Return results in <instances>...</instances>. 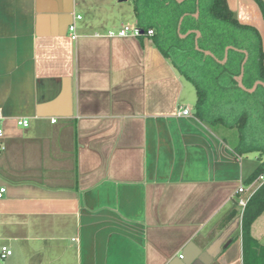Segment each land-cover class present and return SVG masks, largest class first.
I'll use <instances>...</instances> for the list:
<instances>
[{
  "label": "crops",
  "instance_id": "1",
  "mask_svg": "<svg viewBox=\"0 0 264 264\" xmlns=\"http://www.w3.org/2000/svg\"><path fill=\"white\" fill-rule=\"evenodd\" d=\"M226 2L264 51L255 1ZM81 3L0 0L3 264H229L216 249L226 240L241 264L240 219L223 222L264 152L246 174L236 128L195 116L188 80L152 39L107 36L121 24L89 26ZM187 14L178 37L217 60L199 29L180 31Z\"/></svg>",
  "mask_w": 264,
  "mask_h": 264
},
{
  "label": "trees",
  "instance_id": "2",
  "mask_svg": "<svg viewBox=\"0 0 264 264\" xmlns=\"http://www.w3.org/2000/svg\"><path fill=\"white\" fill-rule=\"evenodd\" d=\"M135 25L149 36L164 57L187 79L195 90L194 114L201 121L220 123L234 127L238 139L234 145L236 154L251 151L264 152V87L247 93L241 90L234 79L241 70L246 50L247 59L243 66L242 83L249 88L256 80L264 82V51L259 31L251 25L240 23L226 0H198L199 16L195 11L196 0H131ZM264 22V2L254 0ZM180 31L197 28L201 32L198 46L210 50L217 60L194 48L192 35L180 39L176 29L181 15ZM148 37V36H147ZM226 46L233 48L227 50ZM264 158L253 172L242 180L249 184L263 171ZM239 198H233V206L224 218L226 226L239 217V233L233 239H240L241 264H264V244L251 235V225L264 211V183L248 198L244 207L238 205Z\"/></svg>",
  "mask_w": 264,
  "mask_h": 264
},
{
  "label": "rangeland",
  "instance_id": "3",
  "mask_svg": "<svg viewBox=\"0 0 264 264\" xmlns=\"http://www.w3.org/2000/svg\"><path fill=\"white\" fill-rule=\"evenodd\" d=\"M78 10L82 12L89 11L92 14V20L88 23L89 26H107V27H118L120 24L133 26V10L131 0H82ZM190 95L191 106L195 100V93L193 86L190 82L185 81ZM234 134V131L231 130ZM228 143H231L228 141ZM256 151L245 153L241 162L243 169L246 174L250 173L254 167L258 164ZM251 235L259 240L260 243L264 244V211L257 217V219L251 225ZM228 240L221 245L217 246V253L222 252L218 257L219 259L229 258V264H235L239 259L238 247L236 244H228L224 247Z\"/></svg>",
  "mask_w": 264,
  "mask_h": 264
},
{
  "label": "built area",
  "instance_id": "4",
  "mask_svg": "<svg viewBox=\"0 0 264 264\" xmlns=\"http://www.w3.org/2000/svg\"><path fill=\"white\" fill-rule=\"evenodd\" d=\"M82 16L80 14L75 15V19H81ZM69 32L71 33L70 37L71 39H75L77 35L75 34V25L74 23H71L69 25ZM143 32L136 26H128L123 25L117 30H108L106 35L107 36H139ZM153 34L152 29H148L145 32L146 36H151ZM188 110L183 109L182 114H187ZM6 117L4 116L2 110L0 109V154L5 150V144L3 143L2 139L4 136V121ZM55 119H52L51 122H54ZM14 122L17 126L26 127L29 124V121L27 118H14ZM264 183V166L263 171L257 175L256 178H254L249 184L247 185H239L237 188V193H243L244 196L242 198H239L238 205L241 207H244L246 204L248 198ZM5 191L3 187H0V197L2 196V193ZM11 255V250L7 245L1 244L0 245V264H3V261L7 259Z\"/></svg>",
  "mask_w": 264,
  "mask_h": 264
},
{
  "label": "water",
  "instance_id": "5",
  "mask_svg": "<svg viewBox=\"0 0 264 264\" xmlns=\"http://www.w3.org/2000/svg\"><path fill=\"white\" fill-rule=\"evenodd\" d=\"M118 1H124V0H118ZM178 1H181V0H178ZM231 48H233V47H232V46H227V47L225 48L224 58L221 60V62H224V61H225V59H226V55H227V50H228V49H231ZM240 51H242V52L245 54V57H244V59H243V61H242V64H241V71H240V74H239L238 76H236V80H237L238 86L241 87L242 89H245V90L249 91V92H251L252 90H254L255 87H256L257 85H261V86L264 87V82L261 81V80H257V81L253 84V86H252L251 88H249V89H247V88H245V87L243 86V84H242V82H241V79H242V73H243V65H244V63H245V61H246V59H247V52H246L245 50H240ZM230 242H231V240H228V241L226 242V244L224 245V247L227 246Z\"/></svg>",
  "mask_w": 264,
  "mask_h": 264
}]
</instances>
